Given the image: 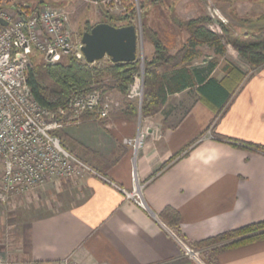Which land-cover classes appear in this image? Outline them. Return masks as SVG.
<instances>
[{
    "label": "crops",
    "instance_id": "crops-1",
    "mask_svg": "<svg viewBox=\"0 0 264 264\" xmlns=\"http://www.w3.org/2000/svg\"><path fill=\"white\" fill-rule=\"evenodd\" d=\"M180 2L168 5L174 26L169 39L180 44L170 47L158 30L147 27L146 51L149 56L153 53L152 37L156 36L171 54L184 46L198 52L189 68L214 62L210 77L228 88L227 106L216 114L218 107L208 106L194 85L169 94L156 113L142 116L111 89L106 118L85 113L58 135L67 150L117 185L127 190L134 180L142 185L147 208L90 173L50 180L57 181L63 196L58 199L64 206L26 224V241L17 242L19 260L51 264L69 257L78 264H183L180 239L197 242L264 220V152L253 148H264V65L251 66L232 46L230 52L228 43L223 54L207 43L190 44V34L180 21L212 16L204 6L202 12L180 13ZM210 2L230 20L235 37L249 40L248 34L264 31V18L260 19L264 0ZM204 48L210 52L205 54ZM229 67H236L244 79L237 82L229 77L231 81L224 82ZM157 69L170 72L172 67L166 64ZM139 133L140 148L124 143ZM167 209L179 214L182 236L164 220ZM215 258L217 264H264V239L223 250Z\"/></svg>",
    "mask_w": 264,
    "mask_h": 264
},
{
    "label": "built area",
    "instance_id": "built-area-1",
    "mask_svg": "<svg viewBox=\"0 0 264 264\" xmlns=\"http://www.w3.org/2000/svg\"><path fill=\"white\" fill-rule=\"evenodd\" d=\"M0 19L5 22L0 23V202L25 194L46 181L72 179L86 172L102 178L126 199L146 209L142 185L135 180L130 190L117 185L67 150L57 134L70 121L88 112L97 119L106 118L111 98L98 90L81 95L72 101L69 116L60 120L31 94L26 78L28 68L34 64L33 49L42 54V61L47 64L58 62L69 53L84 59L80 40L75 43L68 29L65 10L47 4L32 8L18 4L0 7ZM141 71L134 74L127 93L138 107L143 95ZM60 112L65 115V111ZM124 143L137 150L142 145V134L125 138ZM180 243L187 254L200 261L186 243ZM0 264L47 263L11 262L0 257ZM51 264L78 263L64 257Z\"/></svg>",
    "mask_w": 264,
    "mask_h": 264
},
{
    "label": "trees",
    "instance_id": "trees-1",
    "mask_svg": "<svg viewBox=\"0 0 264 264\" xmlns=\"http://www.w3.org/2000/svg\"><path fill=\"white\" fill-rule=\"evenodd\" d=\"M100 1L98 0V2ZM40 3H43V0H40ZM101 11L104 13V21L116 26L132 23L129 19L132 14L131 11L121 14L110 13L108 9L104 8ZM262 18H264V13L260 16V19ZM210 23H216L222 32V36L207 27V24ZM180 24L190 34L189 43L192 45L195 43H207L214 47L217 53L223 54L225 47L224 43H222V38H224L237 54L251 66L264 65L263 28L256 35L253 33L248 34L249 40H243L235 37L229 26L223 21L219 19L214 21L208 16L187 19L180 21ZM142 29L144 33L147 28L143 27ZM152 44L154 47L153 53L143 59L142 116L156 113L164 105L169 94L194 85H196L201 99L208 106L213 107L215 105L218 107L216 114L224 110L230 94L223 82L216 81L213 77H210L214 62L207 67L189 68L187 64L194 57L199 56L198 52L190 51L187 46H184L176 53L171 54L167 46L156 36L152 37ZM63 57L64 61L61 60ZM61 59L52 64H33L28 68L26 78L34 99L48 109L54 118L61 120L69 116V108L72 101L93 90H98L102 95H107L111 89H114L126 98L127 106L132 109L135 107L136 111V105L128 98L127 93L129 84L133 80V75L140 70L137 59L133 62L112 63L109 58H103L94 63H87L84 59H79L70 53L63 55ZM166 64H169L172 70L160 73L157 67ZM229 68L228 77L226 76L223 79L224 82L232 79L240 82L244 79L242 74L239 77L240 73H237L238 69L236 67ZM229 77L231 80H229ZM108 79H111L113 83L109 84ZM60 111H65V115L61 114ZM220 140L252 148V145L246 143L230 139ZM253 148L264 152L263 147ZM165 212L163 218L167 225L176 235L182 236L179 230V214L177 211L167 209ZM260 239H264V220L225 231L197 242H190V245L201 251L205 264H217L215 256L219 252Z\"/></svg>",
    "mask_w": 264,
    "mask_h": 264
},
{
    "label": "rangeland",
    "instance_id": "rangeland-1",
    "mask_svg": "<svg viewBox=\"0 0 264 264\" xmlns=\"http://www.w3.org/2000/svg\"><path fill=\"white\" fill-rule=\"evenodd\" d=\"M174 1L177 0H101L100 2L92 0H43V3H40V0H0V7L8 8L9 6L20 4L22 7L27 5L29 8H32L41 7L42 5L47 4L63 8L67 13L68 29L75 43L81 39V35L84 31L89 30V28L95 23L104 21L105 17L104 13L101 11L102 8L108 9L109 12L113 14H121L131 11L132 14L129 19L132 23L130 24H134L138 31V50L136 57L140 69L142 70V84L144 87V67L141 66V62H143L145 56L149 55L145 47L147 35L145 32L143 33L142 28L150 27L158 30L166 44L170 47H177L180 43L176 41V39H169L170 36H172L171 33L173 32L174 26L170 24V10L168 5ZM180 1L181 2L177 8L180 13L183 11L193 13L195 10L196 12L197 10L202 12V7L204 6L206 12L211 14L214 21L219 19L229 26L228 22L230 20H226L210 0ZM210 24L211 26L208 25V28L210 26V28L214 29V32L222 36V32L216 23ZM233 34L236 35L234 32ZM185 37L186 36L183 38L186 39ZM222 43L227 44L228 42L222 38ZM229 49L230 52H233L231 45H229ZM204 52L205 54H208L210 51L204 48ZM32 56L34 64L43 63L42 54L39 51L33 49ZM61 60L64 61V57ZM107 81L109 84L113 83L111 79H108ZM133 102L141 113V106L138 107L135 100ZM59 133L60 132H57V134ZM56 182L57 181H46L25 194L13 196L3 203L0 202V257L8 259L11 262L21 261L18 259L16 249L17 242L21 241L22 244V240H24V243L26 241V224L34 217L49 214L50 212L64 206V203L58 199H62L63 196H61L62 193L59 192L60 189ZM59 182L63 183V180H60ZM186 245L189 249L197 253L196 255L200 261L196 260L191 254H187L184 249L185 260L183 264H205L201 251L194 248L189 242H187Z\"/></svg>",
    "mask_w": 264,
    "mask_h": 264
},
{
    "label": "water",
    "instance_id": "water-1",
    "mask_svg": "<svg viewBox=\"0 0 264 264\" xmlns=\"http://www.w3.org/2000/svg\"><path fill=\"white\" fill-rule=\"evenodd\" d=\"M0 23L5 25L2 19ZM80 42V50L87 63H94L105 57L112 63L133 62L137 59L138 31L134 24L116 26L101 21L84 31ZM141 66L143 67V62Z\"/></svg>",
    "mask_w": 264,
    "mask_h": 264
}]
</instances>
